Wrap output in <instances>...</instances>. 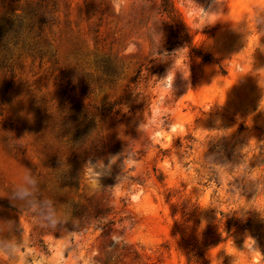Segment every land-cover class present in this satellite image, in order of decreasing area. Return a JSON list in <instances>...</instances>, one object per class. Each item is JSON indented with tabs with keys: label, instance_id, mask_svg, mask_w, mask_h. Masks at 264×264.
I'll use <instances>...</instances> for the list:
<instances>
[{
	"label": "rangeland",
	"instance_id": "obj_1",
	"mask_svg": "<svg viewBox=\"0 0 264 264\" xmlns=\"http://www.w3.org/2000/svg\"><path fill=\"white\" fill-rule=\"evenodd\" d=\"M25 170L54 229L10 198ZM8 243L15 264H264V0H0Z\"/></svg>",
	"mask_w": 264,
	"mask_h": 264
},
{
	"label": "clouds",
	"instance_id": "obj_2",
	"mask_svg": "<svg viewBox=\"0 0 264 264\" xmlns=\"http://www.w3.org/2000/svg\"><path fill=\"white\" fill-rule=\"evenodd\" d=\"M207 25V24H206ZM162 33L159 34V38H153V48L152 51H157L161 47L162 43ZM163 59L162 57H159ZM116 157V156H113ZM117 158V157H116ZM117 160V159H116ZM111 157V162H115ZM105 166L102 163H97L93 165V169H103ZM110 167V165H109ZM96 178L103 173L100 171H95ZM38 180L31 174L30 171L25 170L18 173L16 182L14 185V198L21 201H29L30 206L34 209L33 214L36 216V220L43 226L47 228H55L58 222H60L54 215L52 209L49 207L48 202L45 201L42 205H36L29 200L30 197L34 195ZM22 250L15 245L8 243L0 246V256L6 257L5 264L7 261H12L15 264L16 261L20 260V252Z\"/></svg>",
	"mask_w": 264,
	"mask_h": 264
},
{
	"label": "trees",
	"instance_id": "obj_3",
	"mask_svg": "<svg viewBox=\"0 0 264 264\" xmlns=\"http://www.w3.org/2000/svg\"><path fill=\"white\" fill-rule=\"evenodd\" d=\"M165 9H167V8H165ZM74 215L76 217L82 219L85 216V213L82 210L77 209L76 206H75V208H74Z\"/></svg>",
	"mask_w": 264,
	"mask_h": 264
}]
</instances>
